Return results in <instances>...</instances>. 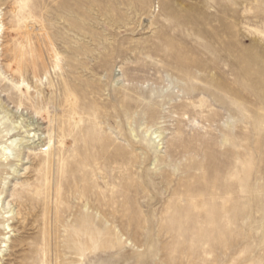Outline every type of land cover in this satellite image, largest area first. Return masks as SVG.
<instances>
[{"label":"rangeland","instance_id":"obj_1","mask_svg":"<svg viewBox=\"0 0 264 264\" xmlns=\"http://www.w3.org/2000/svg\"><path fill=\"white\" fill-rule=\"evenodd\" d=\"M0 264H264V0H0Z\"/></svg>","mask_w":264,"mask_h":264},{"label":"bare ground","instance_id":"obj_2","mask_svg":"<svg viewBox=\"0 0 264 264\" xmlns=\"http://www.w3.org/2000/svg\"><path fill=\"white\" fill-rule=\"evenodd\" d=\"M20 90L23 92V89L21 88V87H25V89H26V91L28 92V90H29V85L28 84H26V82L23 80L21 83H20ZM160 134H158V136H159ZM32 136H36V134H33ZM50 138V140H49V148H48V152H46L47 153V155H48V157H50L51 156V151L50 150H52V149H50L51 147H53V139H52V137H49ZM15 145H17V143H15ZM4 149L8 152L7 154H9V156H13V151H12V148H8V147H4ZM242 192V191H241ZM8 205H9V203H8ZM12 211V210H11Z\"/></svg>","mask_w":264,"mask_h":264}]
</instances>
